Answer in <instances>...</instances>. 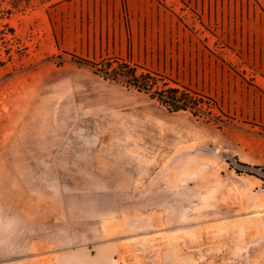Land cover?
Listing matches in <instances>:
<instances>
[{
	"label": "rangeland",
	"instance_id": "obj_1",
	"mask_svg": "<svg viewBox=\"0 0 264 264\" xmlns=\"http://www.w3.org/2000/svg\"><path fill=\"white\" fill-rule=\"evenodd\" d=\"M3 7L0 264L118 244L130 264H264V0ZM120 64L198 107L104 76Z\"/></svg>",
	"mask_w": 264,
	"mask_h": 264
},
{
	"label": "trees",
	"instance_id": "obj_2",
	"mask_svg": "<svg viewBox=\"0 0 264 264\" xmlns=\"http://www.w3.org/2000/svg\"><path fill=\"white\" fill-rule=\"evenodd\" d=\"M11 17L10 11L3 7V0H0V41H10L15 38V32L10 28L8 20ZM89 64V63H87ZM107 72L103 73L113 81H122L135 88L139 92L153 93L157 95V100L172 112L195 110L198 105L194 103L189 93L176 88H165L155 91L158 84L149 74H138L137 71L127 64H120L117 67L108 65ZM259 168V167H255ZM264 171V169H262ZM253 175L252 173H247Z\"/></svg>",
	"mask_w": 264,
	"mask_h": 264
},
{
	"label": "crops",
	"instance_id": "obj_3",
	"mask_svg": "<svg viewBox=\"0 0 264 264\" xmlns=\"http://www.w3.org/2000/svg\"><path fill=\"white\" fill-rule=\"evenodd\" d=\"M53 264H130L126 261V247L82 246L64 253Z\"/></svg>",
	"mask_w": 264,
	"mask_h": 264
}]
</instances>
